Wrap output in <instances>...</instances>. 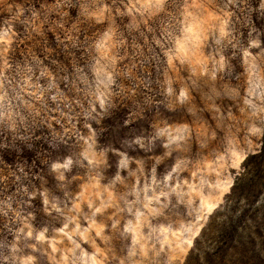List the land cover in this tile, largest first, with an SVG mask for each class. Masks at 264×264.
Wrapping results in <instances>:
<instances>
[{
    "label": "rangeland",
    "instance_id": "374dc122",
    "mask_svg": "<svg viewBox=\"0 0 264 264\" xmlns=\"http://www.w3.org/2000/svg\"><path fill=\"white\" fill-rule=\"evenodd\" d=\"M0 264H264V0H0Z\"/></svg>",
    "mask_w": 264,
    "mask_h": 264
},
{
    "label": "trees",
    "instance_id": "16d2710c",
    "mask_svg": "<svg viewBox=\"0 0 264 264\" xmlns=\"http://www.w3.org/2000/svg\"><path fill=\"white\" fill-rule=\"evenodd\" d=\"M242 177H238V180L241 179ZM238 182H236V184L234 186H237ZM235 188V187H234Z\"/></svg>",
    "mask_w": 264,
    "mask_h": 264
}]
</instances>
